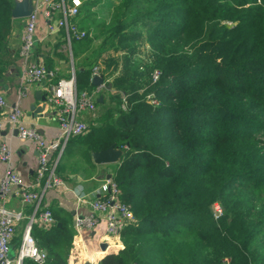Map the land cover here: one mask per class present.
Wrapping results in <instances>:
<instances>
[{
	"label": "trees",
	"instance_id": "16d2710c",
	"mask_svg": "<svg viewBox=\"0 0 264 264\" xmlns=\"http://www.w3.org/2000/svg\"><path fill=\"white\" fill-rule=\"evenodd\" d=\"M100 1L83 0L76 17L88 32L72 40L76 85L90 90L99 64L112 84L101 102L113 90L112 101L126 94L129 105L108 108L102 125L69 140L89 159L113 143L122 149L112 176L137 219L98 264H264V0ZM14 4L0 0V78L13 61ZM100 4L113 7L108 18L92 10ZM92 31L100 43L81 56ZM56 37L58 48L64 31ZM120 49L130 52L110 57ZM51 210L56 222L32 233L44 264H69L74 225Z\"/></svg>",
	"mask_w": 264,
	"mask_h": 264
},
{
	"label": "built area",
	"instance_id": "2783aa9c",
	"mask_svg": "<svg viewBox=\"0 0 264 264\" xmlns=\"http://www.w3.org/2000/svg\"><path fill=\"white\" fill-rule=\"evenodd\" d=\"M16 1V0H15ZM21 1V0H18ZM32 12L26 17L23 41L19 49L21 69L24 79L33 80L44 84L46 87L47 103L54 104L58 118V132L55 139H46L37 126L26 124L22 120V110L15 105L5 116L0 118V132L6 124H11L17 129L18 137L22 141H32L36 144L39 165L37 169V183L44 180L43 191L51 187L69 188L64 176L58 170V162L67 141L76 135L88 131L89 124L80 118L84 111L97 109L98 97L106 89V81L94 85L90 90H78L74 69L69 78H60L55 83H47L46 78L54 77L56 69L47 66L43 62L29 60L39 40H44L51 35L58 34L62 30L68 44L73 39L83 38L87 30L81 28L76 21L80 13L83 0H32ZM91 34V33H89ZM100 65L93 66V75L101 74ZM159 71L154 72L156 80ZM152 104H158L159 100L152 95ZM119 105L127 109L129 102L126 94L120 98ZM0 105H6L5 97L0 93ZM58 152L54 157V151ZM0 159L6 163V169L0 179V264H22L26 257L32 258L38 264H44L46 251L38 247L32 233L35 223L41 227L50 228L56 219L48 207H42V191L35 189L34 184L24 183L12 163V150L10 145L3 141L0 144ZM13 186H20L19 194L25 204L33 207L31 215L23 231L17 256L11 257L13 239L18 223L24 219L22 210H13L7 207V196ZM78 205L88 206L87 213L76 216V235L80 238L84 234L95 232L99 224L105 222V233L108 236H116L117 242L111 239L104 241L106 248L115 245H124L121 239L122 231L136 221V216L130 205L124 202L120 195L117 182L107 177L97 190H87L83 184H77L72 188ZM103 197L98 192H105ZM214 211L221 213L219 203H214Z\"/></svg>",
	"mask_w": 264,
	"mask_h": 264
},
{
	"label": "crops",
	"instance_id": "0c3cea01",
	"mask_svg": "<svg viewBox=\"0 0 264 264\" xmlns=\"http://www.w3.org/2000/svg\"><path fill=\"white\" fill-rule=\"evenodd\" d=\"M25 21L26 18H20V21L14 27L10 37V48L13 54V61L3 71L0 78V93L4 95L6 100V105H0V118L5 116L15 105H18L22 110L21 117L24 123L37 126L46 139H55L58 132V118L55 105L47 104V107L43 112L44 114L40 113L37 116L33 115L30 108L33 104L40 105L42 103L39 97L46 94V86L44 84H40L32 78L24 79L23 77L21 60L18 53L23 41ZM58 34L51 35L44 40H39L32 52V55L29 57V60L31 61L38 63L43 62L47 66L56 69V73L53 78H46L45 81H47V83H55L60 78H69L72 75L73 69L76 74L75 63L73 62V53H71V55L67 54L68 43L66 38L58 48H55V45L52 44L56 43V36ZM61 53L64 55H61ZM50 58H53L55 61L52 66L46 63V60ZM39 91H41L42 94L39 93ZM113 92L114 91L112 90L110 93H105V102H100V104L98 103L95 111H84L80 113V118L88 122L89 127L90 124L96 125L104 119V107H118L117 102L114 100L112 101L110 98L111 93ZM100 95H102V92ZM3 141H6L11 147L12 163L16 171L21 176L22 182L32 183L34 184L35 189H40V191L43 192L42 207H48L50 209L54 208L57 214L65 218L70 217L69 219L72 220L75 234L73 236V245L69 251V264H98L101 257L105 253L117 251L124 246H110L109 248H106V250L102 248L104 241H110L111 239L112 242H117L118 240L116 236H108L104 234L106 227L104 221L99 224L95 232H88L84 234L82 238L75 236L76 225L74 224V220L76 219V216L87 213L90 208L88 206L77 204L72 188L77 184H83L87 190H97L107 177L111 176V178H113L112 170L116 168L113 163H95L92 158V151L89 159L85 156V154L81 155L79 153L80 151L77 149L78 147L84 149L81 144L69 140L66 145L68 146L71 144L69 146L71 154L66 152V154L63 155L60 172L68 183L69 188L51 187L43 191L45 181L42 180L36 184V174L39 165L36 144L29 140L22 141L18 137L16 128H12L11 124H6L4 129L0 132V144ZM5 169L6 163L0 159V179L3 176ZM19 188L20 186L12 187L10 194L7 196L6 204L10 209L22 210L25 215L24 219L17 225L15 239L17 236L22 237L28 217L33 211L32 205L25 204L22 201L19 194ZM100 194L104 197L106 195V191L101 193L98 192V195ZM34 226L40 227L38 223H35ZM15 239H13V246L11 250L14 259L17 256L21 241L20 238L18 244Z\"/></svg>",
	"mask_w": 264,
	"mask_h": 264
},
{
	"label": "water",
	"instance_id": "95a60500",
	"mask_svg": "<svg viewBox=\"0 0 264 264\" xmlns=\"http://www.w3.org/2000/svg\"><path fill=\"white\" fill-rule=\"evenodd\" d=\"M33 9V4L32 0H21L15 1L13 10H12V15L14 18H22V17H27ZM105 82V78L101 74H94L92 76V83L93 85H99ZM112 87L111 83L106 84V88L110 89ZM41 93V91H39ZM42 94V93H41ZM42 103L40 105H35L33 104L30 108L32 110V113L34 116L39 115L40 113L44 114V110L47 107V96L46 94H43L41 97H39ZM99 102L103 100V95H100L98 98ZM1 109V106H0ZM1 112V110H0ZM17 131V129H16ZM122 156V149L117 147L116 143L111 144L107 148L100 149V150H94L92 151V158L95 163L97 164H108V163H115L120 160ZM110 175V174H109ZM111 177V176H109ZM74 214V212H73ZM76 223V219L74 220V224ZM107 244L104 242L102 244V248L106 250ZM11 257L12 256V251H11Z\"/></svg>",
	"mask_w": 264,
	"mask_h": 264
},
{
	"label": "rangeland",
	"instance_id": "374dc122",
	"mask_svg": "<svg viewBox=\"0 0 264 264\" xmlns=\"http://www.w3.org/2000/svg\"><path fill=\"white\" fill-rule=\"evenodd\" d=\"M103 1V0H102ZM102 1H100V2H102ZM118 1L119 0H108V1H106V3L105 4H110V2H113V4H117L118 3ZM104 2H105V0H104ZM102 4H100V5H98L96 8H93L92 7V10H94V11H96V12H98V16H100L99 18H108L109 17V13H110V11H112V8L113 7H111V8H108V7H103V6H101ZM85 6H87V5H85ZM84 6V7H85ZM85 13H87V15L89 16V13H90V11H85ZM84 13V15H85V18H87L88 20H91L92 18L91 17H88V16H86V14ZM26 17H22V19H25ZM27 19V18H26ZM95 20H97V19H95ZM86 29V28H85ZM96 36H95V31L93 32H91V38H95ZM94 43V44H93ZM93 43H92V48L91 49H87V51L85 52V53H82L81 54V56H85L86 54H89V52L90 51H92L94 48L96 49L97 48V45L100 43V38L99 37H96L95 38V40L93 41ZM137 43H139L140 44V49L139 50H143L144 49V40L143 41H139V42H137ZM67 46H68V48H67V54L69 55H71V53H73V62L75 63V58H74V48H72V42H71V45L70 44H67ZM127 52H130L129 50H126V49H120V50H117V51H111V54H109L110 55V57H117V56H119L120 58H122L123 56H124V54H126ZM149 53V52H148ZM148 53H146V54H144V56L145 55H147ZM133 59H135V57L133 58ZM98 60L100 61V64H102L103 66H105V65H107V61H109L110 59H108L107 58V55L105 54L104 55V53L98 58ZM144 60H146V61H149V59H148V57L146 58V59H144ZM116 65L114 64V65H112L111 66V70L113 71V70H115L116 69ZM106 81V80H105ZM106 84L108 83L107 81L105 82ZM115 102H117V105L119 106V102H120V98L119 99H115L114 100ZM107 107H104V109H103V111H104V119L103 120H101V122L100 123H97L96 125L97 126H100V125H102L103 124V122L105 121V113H106V111H107ZM99 116V115H98ZM95 124V123H94ZM95 125V126H96ZM91 126H94L93 124H90V127H89V130H90V128H91ZM87 133V132H86ZM85 133V134H86ZM84 133H83V136L85 135ZM80 152V154L81 155H84V150L85 149H82V148H80V147H78L77 148ZM67 153H69V154H71V151H70V147L68 148V150H67ZM118 163H119V161L118 162H115V163H113L115 166H117L118 165ZM216 215V214H215ZM220 215V213H218L216 216H219Z\"/></svg>",
	"mask_w": 264,
	"mask_h": 264
}]
</instances>
